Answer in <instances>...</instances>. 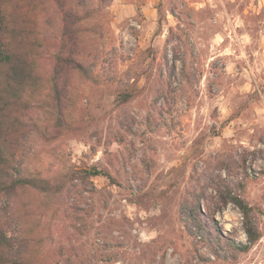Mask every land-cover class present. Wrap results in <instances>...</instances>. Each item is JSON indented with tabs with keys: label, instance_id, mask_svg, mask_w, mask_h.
I'll return each mask as SVG.
<instances>
[{
	"label": "rangeland",
	"instance_id": "1",
	"mask_svg": "<svg viewBox=\"0 0 264 264\" xmlns=\"http://www.w3.org/2000/svg\"><path fill=\"white\" fill-rule=\"evenodd\" d=\"M27 3L8 9L29 27L61 20L54 2ZM89 5L97 17L72 25L70 39L95 80L69 66L59 78L74 129L55 140L31 131L8 148L23 172L69 187L67 196L32 194L24 207L42 237L38 263L264 264V0ZM42 42L34 55L46 74L56 48ZM42 105L26 109L38 122ZM93 166L114 180L83 179ZM190 195L223 234L246 243L241 211L224 201L241 197L261 238L247 252L215 255L180 219ZM0 209L4 229L15 228L6 200Z\"/></svg>",
	"mask_w": 264,
	"mask_h": 264
},
{
	"label": "trees",
	"instance_id": "2",
	"mask_svg": "<svg viewBox=\"0 0 264 264\" xmlns=\"http://www.w3.org/2000/svg\"><path fill=\"white\" fill-rule=\"evenodd\" d=\"M8 1L0 0V202L6 200L11 206L9 220L14 222L15 228L5 230L0 216V264H39L37 259L43 248L42 237L31 233L26 217L30 210L27 213L24 207L29 206L32 194L57 196L63 193L67 196L69 187L64 181L53 182L23 172L18 159H15L14 153H9L8 148L13 141L22 142L26 133L31 131L55 140L74 129L73 117L67 110L68 96L59 78L69 66L87 82L95 80L91 64L72 47L70 38L73 30L70 31V28L82 20L90 22L96 18L98 6L91 7L89 0H71L69 5L60 3V0H38L41 3L54 2L63 14L61 20L44 18L40 31L36 22L32 21L31 27L28 26L29 22L21 11L17 16L10 12ZM25 1L28 5L33 3V0ZM109 1L96 0L102 7ZM79 6L83 8L82 13ZM42 41L46 46L51 44L56 48L51 55L53 64L46 74L38 69V58L34 55V49L41 46ZM25 45L28 51H24ZM129 97L130 94H124L122 100L126 101ZM33 101H41L42 106L47 108L41 122L26 111ZM81 174L83 179L101 175L114 180L109 173L94 166L82 170ZM224 201L232 202L241 211L246 243L233 239L228 233L223 234L212 215L202 214L198 197L194 195L181 202L180 219L188 233L198 236V240L217 256L222 251L247 252L261 238L252 217L253 207L239 196H228ZM202 216L208 223L203 222Z\"/></svg>",
	"mask_w": 264,
	"mask_h": 264
}]
</instances>
